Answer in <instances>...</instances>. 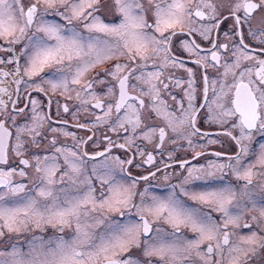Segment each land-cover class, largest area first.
<instances>
[{
	"label": "snow or ice",
	"instance_id": "obj_1",
	"mask_svg": "<svg viewBox=\"0 0 264 264\" xmlns=\"http://www.w3.org/2000/svg\"><path fill=\"white\" fill-rule=\"evenodd\" d=\"M113 9L118 22H105V14ZM254 14L264 17V0H0V52L11 54L0 56V97L11 100L17 95L19 99L23 84L33 122L32 127H17L10 148L13 134L0 120V165L9 164L11 151L23 166L0 168V238L5 230L20 233L30 225L41 230L50 225L57 232L72 230L68 238L57 236L47 247L41 243L39 250L33 246L26 254L15 245L10 252L0 251V264H154L152 257L159 264H249L257 256L264 259L260 251L264 236L256 231L239 236L229 230L241 227L244 213L251 210L249 204L256 207L252 186L257 177L264 193V143L259 144L254 160L247 159L255 154L256 134L264 137V29H252L249 22ZM197 20L207 23L196 26ZM229 20L221 41V25ZM194 34L201 42L186 38ZM221 50L231 55L222 57ZM257 51L260 55L253 54ZM111 61L116 62L104 69L103 76L97 72L86 80L92 70ZM246 62L251 63L244 66ZM9 64L15 65L12 71L3 67ZM149 64L156 70L144 71ZM209 68L216 70L215 79H210ZM180 70L184 75L176 74ZM197 73L203 82L199 93ZM96 85L103 86L104 96L114 99L102 116H96L94 125L107 124L112 132L131 134L120 144L105 136L108 146L91 156L83 145L92 136L77 141L78 150L55 147L53 137L49 148L54 147V153L41 157L44 149L36 137L51 120L39 111L41 101L32 98V92L67 99L75 92L78 111H87L89 104L105 107ZM173 88L182 90L180 99ZM162 92L175 101L174 106L162 98ZM12 103L15 106L16 101ZM6 107L0 98V115L15 123ZM61 108L64 113L70 111L57 101V114ZM15 111L22 115L25 109ZM198 124L219 125L221 130L203 131ZM49 130L76 140L73 133ZM25 132L32 134L30 141L22 139ZM221 136L235 143L236 152H213L217 160L187 167V175L164 195H148L147 189L141 192L137 187L161 169L128 182L117 178V169L126 172L125 165L133 159L107 155L113 147H137L144 159L136 166L142 167L154 164L155 157L147 147L136 146L137 138L155 142L154 150L161 153L166 141L175 145L168 152L171 159L183 147L179 141L195 148L193 137L215 144ZM33 148L37 151L32 152ZM203 155V151L194 152L193 159ZM98 157L103 159L93 163L89 173L88 161ZM221 157L227 162H219ZM189 163L182 160L179 167L185 169ZM30 168L36 174L32 187L14 181V176L27 178ZM226 174L238 183H225ZM259 216L260 220L251 219L264 231V207ZM243 227L251 225L245 222ZM133 249L139 255L130 254ZM6 255L12 259H4Z\"/></svg>",
	"mask_w": 264,
	"mask_h": 264
},
{
	"label": "flooded vegetation",
	"instance_id": "obj_2",
	"mask_svg": "<svg viewBox=\"0 0 264 264\" xmlns=\"http://www.w3.org/2000/svg\"><path fill=\"white\" fill-rule=\"evenodd\" d=\"M146 2V1H145ZM213 2H216V0H213ZM113 11V15H105L104 19L105 21L108 20V17L112 18L113 20H118L119 16L115 13L114 9ZM51 18V17H49ZM56 19H59L58 17ZM116 20V21H117ZM115 21V22H116ZM199 23H207V21H199L197 20V25H199ZM231 21H226L224 24L221 25V29H220V40L224 41L225 37L223 36V32L226 30L227 25L230 24ZM250 26L252 27L253 30H257V29H264V17H262L259 14H254L253 18L251 19V21L249 22ZM247 27L245 26V32H247ZM188 39H196L197 42H201L200 38L197 35H193L192 37H186ZM249 43H252L253 45H255L254 41L249 40ZM2 43V42H0ZM204 45H207V42H203ZM257 47V49L259 48L258 45H255ZM19 45L17 46V49H19ZM231 47V45H230ZM206 53L202 52L201 55H205ZM254 55H260L259 51H257L256 53H253ZM11 55L10 53H2L0 52V56H9ZM231 53L230 52H224V50H221V56L222 57H226V56H230ZM185 56H187V54L185 53ZM261 58H264V56H261ZM193 59H195V57H193ZM116 61H111L108 62L104 65L98 66L96 69L92 70L87 76H86V80L88 79H92L93 76L96 75L97 72L101 73V76H103V71L106 68L111 67V65L113 63H115ZM121 62H125L123 59L121 60ZM223 62V61H222ZM21 63H23V60H21ZM185 63L188 67H192L195 69V65L192 64L190 61L185 60ZM251 62H246L244 66H247V64H250ZM5 68V70L7 71H12L15 67V65L13 64H9L6 66H3ZM156 69L154 67L151 66V64H149V67L146 68L144 71L146 72H150V71H155ZM208 72L210 74V79H215L216 75L215 72L216 70L213 68H209ZM168 73L166 72L165 75H167ZM177 75H184L183 70H180L179 72L176 73ZM7 79H10L7 78ZM108 80H111V77H108ZM167 82V81H166ZM229 83H231V77H229ZM202 80L199 77V73H197V91L198 93L200 91H202ZM12 87L14 88L15 86L12 85ZM21 91L19 93V99H17V95H13L11 97V100H9V98L7 96H3L0 97L2 99L5 100L6 102V112L11 113L14 117H15V123H13L12 119H8L5 118L3 115H0V120H3L5 123V126L9 129L10 132H12V137L10 138V142H9V147L11 148V146L15 143V134H16V129L17 127H22V123H26L30 120H32V109H31V105L28 103V100L26 99V97L28 96V92L24 91V85L21 84ZM102 85H96L95 86V90L98 93V95L101 96V98H103L105 100V107L104 108H94L92 107L91 104H89L87 106V111H77L76 107L78 105V103H80L75 97L76 94L75 92L72 93V99H67L66 97H62L59 94L53 95L51 92H49V96H44L42 93L38 94L35 92H32V98L35 99H39L41 101V106L39 111L43 114H45L46 116L50 117L51 122H45L43 125V128L41 129V135L37 136L36 139L38 141H40L41 143V147L44 149V151H40L39 155H41V157H43L44 155H51L54 153V147L53 148H49L50 145V141L52 140L53 137H55L57 139V143L55 145V147H68V148H72L73 150H78L76 149L75 145L77 143V141L79 140H86L89 136H92V140L89 141L86 145H83V150L87 151L89 153V155H93L96 151H104V149L108 146L109 141L105 140V136L109 137L111 139L112 142L116 143V144H120V143H124V137H126L127 135H130L131 133H126L123 130H120L119 132H109L110 130L107 129V124L105 125H91V121L93 122V116L92 113L89 112L91 110V108H94L97 112H100L101 110L105 109L107 107V103L112 102V99L114 98H108L106 96H104V93L100 91V89L102 88ZM186 87V85H185ZM217 90H218V86H217ZM106 91V89H105ZM171 91L177 95V99H180L182 96V90L178 89V88H173L171 89ZM131 92V90H130ZM133 95H139L138 92H132ZM209 97H212V91H211V86H210V90H209ZM162 98L166 100V102L169 105L174 106L175 105V101H173L169 96L167 92H162ZM49 99L51 100V104H49ZM12 101H16L15 106L13 105ZM57 101H59V103L61 105L63 104H67L69 107V113H64L63 109L61 108L59 110V114H57ZM94 103V101L92 102ZM27 105V106H26ZM17 108H24L25 111L22 115H18L15 111V109ZM178 113V110H177ZM75 114V115H74ZM115 117V113H113V118ZM62 121H67V123H63ZM149 124L153 123L152 121L148 122ZM156 123H158V121H156ZM78 124H86L88 127L87 128H80L77 127ZM199 127H202L203 131H209L212 133L215 132H219L221 129L219 127V125H209V124H198ZM99 127H103L100 130H98L97 128ZM49 128H57L63 131H67L70 133H73L76 137V140L72 139V136H63L62 134H60L59 132L57 133H53V132H46V131H50ZM140 130H138L139 132ZM112 134V136H110L109 134ZM169 136L172 135V133L169 131L168 133ZM31 136L32 134H29L27 132H25L22 136L23 140L26 141H30L31 140ZM256 136H259V134H256ZM255 136V137H256ZM260 137V136H259ZM215 136H211L209 137V139H215ZM262 138V143H264V137ZM220 142L219 143H215V144H207L206 140L201 139L200 137H193V142L196 145L195 148H189L187 145L186 141H179L178 143L183 144L182 148H179L178 150H176L174 152V155L171 159H169L168 157V152L172 151L173 148H175V145L169 144L167 143V141L165 142L164 145V151L163 153H161V151L159 149H155L154 150V143L153 144H148L146 141H143L142 139L137 138L135 140V144L136 146H138L139 148H145L147 147V149L149 151H152L154 157H155V163L152 165H143L142 167H137L136 165L141 164L142 160L144 159L143 157H141L138 152H137V147H132L130 150L125 148V149H120L117 147H113L110 151V153H107V155L110 156H119L121 159H133V163L131 165H125L126 168V172L121 173L119 171V169H117V178H124L126 180H128V182H130V180L132 178H138L139 176L142 175H148L149 172H156V169L159 168L161 169V171L156 172L155 177H149L148 180L146 181H140V183L138 184V190L143 192L145 189L148 190V195H164L166 194L168 191H170V186L173 184H177L181 181L182 177L184 175H187V167H191V166H201V165H206L209 161H215L217 160V158L213 155H211V153L213 152H221V153H225L227 155H233L236 150H237V146L235 145V143L233 141H231L229 138L221 136L219 137ZM256 141V138H254L253 142H252V147L256 150L257 149V144H255L254 142ZM32 152H36V149H31ZM199 151H203L205 152V155L200 156L196 159H193V155L194 152H199ZM59 156V154H57ZM25 158H28L31 160V156L27 155L25 156ZM87 159V158H85ZM103 157H98L97 161H88L87 164V171L90 173L91 171V165L93 163L98 162L99 160H102ZM19 160V157H15L11 151H9V164L8 165H0V168H10V167H23L21 165H18L16 162ZM182 160H188L190 163L186 166L185 169H181L179 167V162ZM219 162L221 163H226V159H224L223 157L220 158ZM58 163H60L61 165V170H63L64 168V162H63V157L60 156ZM171 165V167L165 168V165ZM29 171V176L27 178H22L19 176H14V181L15 182H23L25 184L28 185V187H32L33 186V181L35 180V171L34 168H30L28 169ZM60 173H57V176H59ZM167 177V179H165ZM228 181H231L234 185H236L238 182L230 175V174H226L225 175V180L224 182L227 183ZM198 183V182H197ZM242 183V182H240ZM58 186H62V185H58ZM98 186V184H97ZM261 201H264L261 200ZM214 216H216L217 218L219 217V214L214 213ZM246 221H243L241 223V226L243 227V224ZM248 223V222H247ZM163 227L165 229H168L167 225H163ZM230 229L233 230V228ZM229 229V230H230ZM170 231V229H168ZM71 229L69 228H65L64 232H57V230L55 228H53L50 225H45L43 227V230H41L40 228L35 229H28V230H22L19 234H17L18 237H21L20 240H18L17 238L13 237L12 233H8L7 230H5V235L3 238H0V248H4V249H10L12 248L13 245H17V246H22V248H28L30 246L29 243L31 242L30 239L34 236V238H36L35 235H37L38 237H41L40 240H38V242L43 243L45 246H48L49 243L51 241H54L55 238L57 236H65V238H68V235H70L71 233ZM186 231V230H185ZM192 233L187 232V236L188 238H192ZM130 254H136L139 255V250L133 249V252ZM148 259V258H145ZM154 262V264H159L157 258L152 257L151 258ZM195 259V258H194ZM197 264H199V262L197 261ZM249 264H264V260L261 259V257H254L252 260L249 261Z\"/></svg>",
	"mask_w": 264,
	"mask_h": 264
},
{
	"label": "rangeland",
	"instance_id": "obj_3",
	"mask_svg": "<svg viewBox=\"0 0 264 264\" xmlns=\"http://www.w3.org/2000/svg\"><path fill=\"white\" fill-rule=\"evenodd\" d=\"M146 1V0H145ZM105 15H113V11H111V12H109V13H107V14H105ZM117 20V19H116ZM116 20H113L112 18H110V17H108V20L107 21H105V22H115ZM118 20H119V18H118ZM118 20L116 21V22H118ZM80 107V103H78V105H77V107H76V110L78 111V108ZM107 108V107H106ZM106 108L105 109H103V110H101L100 112H97L94 108H91V110L89 111V112H91L92 113V116H93V122L95 121V118H96V116H102L103 115V113H104V111L106 110ZM81 111V110H80ZM92 121H91V125H92V127H93V125H94V123H93ZM32 124H33V122H32V120H30V121H28V122H26V123H22V127H25V126H27V127H32ZM46 124V123H45ZM96 125H98V124H96ZM101 128H103V127H99V128H97L98 130H100ZM107 129H109V127H108V125H107V127H106ZM50 129V128H49ZM46 132H51V131H46ZM109 132H111L112 133V131H109ZM109 134V133H108ZM110 136H112V134H109ZM256 138V141L254 142L255 144H257V149L255 150V154L254 155H251V156H249L247 159H249V160H254V158H255V155H257L258 153H259V144L260 143H262V138L261 137H259V136H256L255 137ZM52 155V154H51ZM258 184H259V177H257L256 179H254V183H253V186H252V191H253V193H254V195H253V197H252V199L256 202V207L255 208H253L252 207V205L251 204H249L248 205V207H249V209H251L250 211H248V212H245L244 213V220H242L241 221V223L243 222V221H246V222H248L250 225H251V227L250 228H244V227H239V228H235V229H233V230H231L230 229V231H234V232H236V233H238V235L239 236H247V235H249L252 231H256V232H258L259 233V235H262V236H264V231H262L258 226H257V223L256 222H254V221H252V217L253 216H255V217H257V219L258 220H260V216H259V209L261 208V207H264V201H261V200H263L262 199V196H264V193H261L260 192V189H259V187H258ZM29 229H37L35 226H29ZM13 234V237L14 238H17L18 240H20L21 239V237H18L17 236V234H19V233H12ZM36 236V238H34V236L30 239V243H29V245L28 246H30V247H28V248H22V246H17V245H15L16 247H18L19 249H20V251L22 252V253H28L29 251H30V248L31 247H33V246H35L36 248H37V250H39V245L41 244L40 242H38V240H40L41 239V237H38L37 235H35ZM237 239V237H233V241H235ZM47 247V246H46ZM11 249L12 248H10V249H4V248H0V251H5V252H10L11 251ZM261 251V254H264V249H261L260 250ZM257 257H260V256H257ZM4 259H7V260H11L12 258L10 257V256H5L4 257ZM262 260H264V259H262Z\"/></svg>",
	"mask_w": 264,
	"mask_h": 264
}]
</instances>
